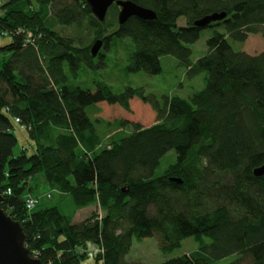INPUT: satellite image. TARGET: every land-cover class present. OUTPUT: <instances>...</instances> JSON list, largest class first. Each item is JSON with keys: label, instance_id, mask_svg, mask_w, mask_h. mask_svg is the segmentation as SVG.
Wrapping results in <instances>:
<instances>
[{"label": "trees", "instance_id": "1", "mask_svg": "<svg viewBox=\"0 0 264 264\" xmlns=\"http://www.w3.org/2000/svg\"><path fill=\"white\" fill-rule=\"evenodd\" d=\"M130 1L156 17L119 24L116 5L99 21L86 0H0V36L10 39L0 45L1 208L42 264H142L126 260L133 236L154 238L163 253L194 238V251L158 264L230 256L229 264H264V175L253 173L264 165V52L237 48L249 35L264 39V0ZM221 13L222 20L194 25ZM219 24L224 31L215 30L193 62L200 30ZM70 27L87 35L77 42L61 31ZM114 36L133 44L126 73L156 75L161 56L171 55L190 74L205 71V87L160 101L141 87L115 93L103 81L94 90L75 85L82 64L93 66L92 45L100 39L107 47ZM15 123L33 141L30 152H14ZM126 126L132 132L102 145ZM48 130L53 144L44 141ZM169 151L176 161L156 175ZM37 175L76 210L98 203L103 214L72 222L40 200L27 210Z\"/></svg>", "mask_w": 264, "mask_h": 264}, {"label": "rangeland", "instance_id": "2", "mask_svg": "<svg viewBox=\"0 0 264 264\" xmlns=\"http://www.w3.org/2000/svg\"><path fill=\"white\" fill-rule=\"evenodd\" d=\"M184 23V18H179L177 21L178 26H182ZM215 30L223 32V25L219 24L200 30L198 40L190 45L192 51L191 60L193 62L205 54L206 39L209 38ZM61 31L63 34L71 37V39L76 40L77 42L82 36L87 35L86 31L81 32L75 27L61 29ZM9 40V36H0V45ZM238 46L239 47L237 48H241L248 54H258L264 52V39L258 34H252L248 36L244 44ZM132 51L133 44L128 37H112L108 46H102L99 50L100 54L93 58L92 67L82 64L77 78L73 79V83L81 88L94 90L95 83L103 81L111 86L115 93L122 92L126 87H141L144 89L145 94H152L160 101L162 100V96H179L182 98H188L193 92L200 91L205 87L207 78V73L205 71L196 75L190 74L187 69L181 66L178 60L171 55L161 56V71L156 75H148L141 71L136 73H126L124 68L127 64L128 55ZM2 58L3 56L0 54V61ZM87 112L92 119L98 117V115L93 113V107L87 108ZM52 132V130L46 132L44 138L45 143L53 144L54 140ZM130 132H132L131 126L115 130L114 133L104 139L102 145L109 144L112 138L118 139L120 136H124ZM14 134L17 138V145L14 148V152L16 154L19 153L22 147H27V152H30L28 148L33 145V141L29 139L24 127L15 123ZM175 161L176 155L174 151H169L161 158L155 174H162L168 166ZM30 185L34 187L30 194L39 198L41 207L57 206L63 214L72 217V222L81 221L93 211H98L100 214H103L98 203H94L92 206L90 205L91 207L88 206L89 208L85 207L76 210L70 196L58 189L52 190L41 175H37L30 182ZM196 248L197 243L194 238L188 237L183 240L181 247L172 252L163 253L158 249L154 238L138 239L136 236H133L131 248L126 255V260L140 261L142 264H158L165 260L188 254ZM94 250L96 251L95 248ZM235 258L236 256H230L215 261L214 263L229 264ZM82 264L102 263L96 262L95 260H84Z\"/></svg>", "mask_w": 264, "mask_h": 264}, {"label": "water", "instance_id": "3", "mask_svg": "<svg viewBox=\"0 0 264 264\" xmlns=\"http://www.w3.org/2000/svg\"><path fill=\"white\" fill-rule=\"evenodd\" d=\"M91 12L99 20L103 21L110 6L119 7L117 20L119 24L125 23L130 17L141 19H154L155 13L149 9L138 6L130 0H86ZM225 13L212 14L201 20L195 21L194 25L204 27L211 22L222 20ZM102 47V40L98 39L91 47L92 56H96ZM255 176L264 175V165L253 170ZM174 181L179 179L172 178ZM3 197L0 193V264H42L41 261L31 254L25 246V235L19 222L13 220L1 208Z\"/></svg>", "mask_w": 264, "mask_h": 264}, {"label": "built area", "instance_id": "4", "mask_svg": "<svg viewBox=\"0 0 264 264\" xmlns=\"http://www.w3.org/2000/svg\"><path fill=\"white\" fill-rule=\"evenodd\" d=\"M39 202V198L38 197H34V196H28L25 199V208L27 210H32L36 207V205ZM89 257H93L92 253H88Z\"/></svg>", "mask_w": 264, "mask_h": 264}, {"label": "crops", "instance_id": "5", "mask_svg": "<svg viewBox=\"0 0 264 264\" xmlns=\"http://www.w3.org/2000/svg\"><path fill=\"white\" fill-rule=\"evenodd\" d=\"M91 206H92V205H91ZM91 206H90V207H91ZM87 208H89V207H87ZM90 212H91V211H90ZM82 220H83V219H82ZM91 250H92V249H91Z\"/></svg>", "mask_w": 264, "mask_h": 264}]
</instances>
